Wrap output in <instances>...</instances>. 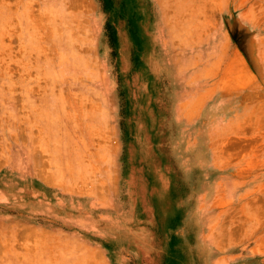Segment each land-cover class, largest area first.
Returning a JSON list of instances; mask_svg holds the SVG:
<instances>
[{
	"label": "rangeland",
	"instance_id": "rangeland-1",
	"mask_svg": "<svg viewBox=\"0 0 264 264\" xmlns=\"http://www.w3.org/2000/svg\"><path fill=\"white\" fill-rule=\"evenodd\" d=\"M0 264H264V0H0Z\"/></svg>",
	"mask_w": 264,
	"mask_h": 264
},
{
	"label": "crops",
	"instance_id": "crops-1",
	"mask_svg": "<svg viewBox=\"0 0 264 264\" xmlns=\"http://www.w3.org/2000/svg\"><path fill=\"white\" fill-rule=\"evenodd\" d=\"M20 208V207H19ZM21 209H23V208H21ZM28 209V211H31L32 209H34L33 207H28L27 208Z\"/></svg>",
	"mask_w": 264,
	"mask_h": 264
}]
</instances>
